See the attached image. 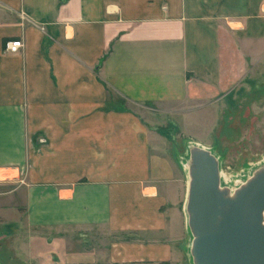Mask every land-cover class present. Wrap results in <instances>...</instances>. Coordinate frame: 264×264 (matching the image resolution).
<instances>
[{"label":"crops","instance_id":"0c3cea01","mask_svg":"<svg viewBox=\"0 0 264 264\" xmlns=\"http://www.w3.org/2000/svg\"><path fill=\"white\" fill-rule=\"evenodd\" d=\"M263 39L264 0H0V173H25L0 208L69 233L39 258L169 260L165 129L237 97Z\"/></svg>","mask_w":264,"mask_h":264},{"label":"rangeland","instance_id":"374dc122","mask_svg":"<svg viewBox=\"0 0 264 264\" xmlns=\"http://www.w3.org/2000/svg\"><path fill=\"white\" fill-rule=\"evenodd\" d=\"M245 55V84L239 83L237 97L227 99L228 104L216 99L214 107H207L202 120L189 130L181 128L176 121L165 129L173 133L175 140L171 144V155L176 169L161 191L165 196L162 212L166 228L163 235L172 249L169 260L162 263L193 264L189 254L192 234L186 211L188 173L184 165L187 162L188 167L186 154L189 149L197 145H189V142L207 147L216 157L219 176L220 173L246 176L252 167L258 165L251 171L250 175H253L264 166V39L246 41ZM0 175L1 205L4 204L3 198L21 185L25 173L9 171ZM10 177L16 181H5ZM243 179L246 181L247 177ZM222 189L230 191L229 188ZM26 212V209L9 211L0 208V264H64L52 249L46 252L51 256L40 259V246L44 236L47 244L54 243V239L60 240L63 239L61 236L68 235V230L43 233L38 227H27L23 221Z\"/></svg>","mask_w":264,"mask_h":264},{"label":"water","instance_id":"95a60500","mask_svg":"<svg viewBox=\"0 0 264 264\" xmlns=\"http://www.w3.org/2000/svg\"><path fill=\"white\" fill-rule=\"evenodd\" d=\"M186 211L193 264H264V166L230 194L207 149L188 153Z\"/></svg>","mask_w":264,"mask_h":264},{"label":"bare ground","instance_id":"6f19581e","mask_svg":"<svg viewBox=\"0 0 264 264\" xmlns=\"http://www.w3.org/2000/svg\"><path fill=\"white\" fill-rule=\"evenodd\" d=\"M189 145H197V146H200V147H205L199 143H194V142H189L188 143ZM188 147V146H187ZM205 149H208L207 147H205ZM186 158L188 159V155L186 154ZM186 159V160H187ZM260 165V164H259ZM258 165L252 167L248 172H247V175L246 176H242V175H239V176H225L224 174L220 173V186L222 188H229L231 192L235 191L236 189H238L241 185H244L245 181H243V177H247V179H249L252 175H250L251 171L256 169ZM185 167V171L188 173V167H187V162L185 163L184 165ZM1 176V175H0ZM188 186H189V181H187V189H188ZM264 218V217H263ZM189 253V252H188ZM190 254V253H189Z\"/></svg>","mask_w":264,"mask_h":264},{"label":"built area","instance_id":"2783aa9c","mask_svg":"<svg viewBox=\"0 0 264 264\" xmlns=\"http://www.w3.org/2000/svg\"><path fill=\"white\" fill-rule=\"evenodd\" d=\"M21 47L22 43L20 41H12L5 44V50L9 53H17Z\"/></svg>","mask_w":264,"mask_h":264},{"label":"trees","instance_id":"16d2710c","mask_svg":"<svg viewBox=\"0 0 264 264\" xmlns=\"http://www.w3.org/2000/svg\"><path fill=\"white\" fill-rule=\"evenodd\" d=\"M162 264H167V263H162Z\"/></svg>","mask_w":264,"mask_h":264}]
</instances>
